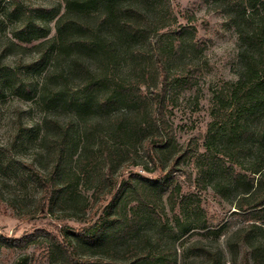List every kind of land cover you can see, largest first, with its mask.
I'll return each instance as SVG.
<instances>
[{
	"label": "trees",
	"instance_id": "trees-1",
	"mask_svg": "<svg viewBox=\"0 0 264 264\" xmlns=\"http://www.w3.org/2000/svg\"><path fill=\"white\" fill-rule=\"evenodd\" d=\"M15 1V39L34 43L43 57L57 63L59 56L69 57L66 69L46 71L40 93L47 105L66 111L67 119L53 114L45 120L54 155L52 166L44 170L34 162H21L6 168L18 170L21 180L30 179L40 186V212L85 217L77 186L81 175L98 185L93 193L95 204L85 221L103 209L87 226L65 225L61 237L46 232L51 236L49 249L61 256L59 264H150L158 259L162 262L157 264H179L177 257L169 255L171 247L156 257L134 238L142 233L146 216H159L155 207L165 193L170 191L173 207L190 203L194 194H181L170 175L192 153L198 165L197 185H211L223 197L234 193L237 207L254 217L230 236L232 264H264V0H225L226 12L239 34L240 54L246 60L235 91V96L243 91V100L236 108L259 123V130L249 135L250 128L240 125L242 117L230 120L242 140L225 144L219 141V133L209 134L203 152L178 143L168 115L175 87L191 86L202 73L200 56L207 48L198 38L193 18L187 16L186 24L178 22L171 0H65L64 7L35 8L37 15L23 1ZM47 12L50 18H42ZM49 20L56 21L53 36H49ZM75 74V92L46 94L48 81L56 76L68 80ZM8 88L26 99L39 93L0 60V95ZM218 98L221 110L232 103ZM49 123L55 131L52 134ZM76 128L82 130L80 138ZM81 143L78 171L73 172L66 167ZM139 150L145 162L137 160ZM228 153L234 164L223 161ZM241 154L251 156L252 167L236 166ZM125 156L156 175L151 178L134 171L120 178ZM198 222L205 227L203 219ZM182 258L181 264L227 263L223 251L197 241L184 246Z\"/></svg>",
	"mask_w": 264,
	"mask_h": 264
},
{
	"label": "rangeland",
	"instance_id": "rangeland-1",
	"mask_svg": "<svg viewBox=\"0 0 264 264\" xmlns=\"http://www.w3.org/2000/svg\"><path fill=\"white\" fill-rule=\"evenodd\" d=\"M21 1L33 10L35 15L38 14L34 11L37 7L60 8L65 4V0ZM171 1L178 22L186 24L187 16L193 18L192 23L198 30V38L207 46L200 56L202 73L191 86L175 87L170 99L168 115L174 126L177 141L180 145L198 148L199 152H203L209 134L219 133L220 142L237 144L242 139L239 133H234L230 120L242 117L240 125L250 128L249 135L259 130V123L248 119L236 108L243 100V91L238 92L236 96L235 91L246 60L240 54L239 34L234 21L226 12L225 0ZM15 2L0 0V60L8 68L15 70L19 78L26 79L39 93L33 99H26L18 97L13 89L8 88L0 95V264H59L61 256L49 249L51 236L46 232L56 233L61 237L65 225L74 229L87 226L103 214V209L101 207L99 212L92 214L91 221H85L84 218L92 211L91 206L95 204L93 193L98 185L93 178L87 179L81 175L77 186L82 193L79 199L87 211L85 217H68L63 211L52 215L40 212L37 209L40 186L30 179L21 180L18 170L6 168V165L17 167L21 162H34L44 170L52 166L54 155L50 151V135L46 133L45 120L53 114H57L55 117L60 120L67 119L66 111L47 105L40 99V93L46 71L53 72L61 67L66 69L69 57L59 56V64L52 57H43L41 48H35L34 43L15 39L13 31L18 23V18L12 13ZM50 16L51 13L47 12L42 18L48 19ZM55 23V20L47 22L50 28L49 36L56 33ZM77 77L75 74L68 80V77L63 80L62 77L56 76L54 80L48 81L46 94L50 96L56 91L60 92V95L75 92L78 87ZM176 85L177 83L174 84ZM218 97L232 103L227 109L221 110ZM48 128L49 134L55 132L51 123ZM75 131L80 138L82 130L76 128ZM78 141L82 142L83 139ZM82 146L81 143L77 147L73 160L66 167L73 172L78 171L76 158L82 151ZM138 153L137 160L145 162L143 151L139 150ZM192 154L180 160L170 179L174 180V186L180 187L181 194L190 193L194 194V197L189 204L179 203L173 207L169 202L170 191L165 193L155 207L159 216H146L142 233L136 236L134 241L144 250H150L151 255L156 257L159 256L156 254L166 247H171L172 252L169 255L177 257L179 264L183 260L184 246L194 241L203 242L223 251L226 264H232L234 254L228 248L230 236L238 228L254 221V217L248 214V210H240L237 207V197L234 193L223 197L211 185L202 188L197 185L198 165L195 155ZM123 160L120 168L125 169L123 168L120 178H127L134 171L151 178L156 175L146 172L139 165H133L128 156L123 157ZM234 160L230 153L223 157L227 165L234 164ZM239 162L240 165L236 166L246 168L255 163L251 156L246 157L245 154L240 155ZM200 219L204 220L205 227H199ZM158 262L162 261L158 259L150 261V264Z\"/></svg>",
	"mask_w": 264,
	"mask_h": 264
}]
</instances>
